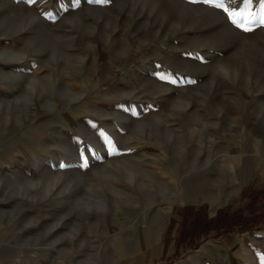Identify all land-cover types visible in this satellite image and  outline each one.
Wrapping results in <instances>:
<instances>
[{
  "label": "rangeland",
  "instance_id": "1",
  "mask_svg": "<svg viewBox=\"0 0 264 264\" xmlns=\"http://www.w3.org/2000/svg\"><path fill=\"white\" fill-rule=\"evenodd\" d=\"M190 206L264 213V27L200 0H0V264H264V217L178 244Z\"/></svg>",
  "mask_w": 264,
  "mask_h": 264
},
{
  "label": "trees",
  "instance_id": "2",
  "mask_svg": "<svg viewBox=\"0 0 264 264\" xmlns=\"http://www.w3.org/2000/svg\"><path fill=\"white\" fill-rule=\"evenodd\" d=\"M245 194L255 201L259 198L260 192L251 188L245 189ZM177 242L178 244L191 245L192 242L201 234L207 233L209 230H246L252 228L261 222L264 213H258L254 216L245 217L239 212L229 211L228 208L220 209L216 214L208 218L204 207H184L179 211ZM258 219V220H257Z\"/></svg>",
  "mask_w": 264,
  "mask_h": 264
},
{
  "label": "snow or ice",
  "instance_id": "3",
  "mask_svg": "<svg viewBox=\"0 0 264 264\" xmlns=\"http://www.w3.org/2000/svg\"><path fill=\"white\" fill-rule=\"evenodd\" d=\"M33 2V0H29ZM89 3L104 5L110 3V0H88ZM190 3H196L197 0H189ZM200 2L214 6L218 10H222L226 14L230 23L238 30L243 32L253 31L257 27H264V0H240L236 7H232L234 0H200ZM255 5V7H250ZM202 59V58H200ZM162 81H167L172 84H177L176 79L171 78L170 74H160L158 77ZM180 83L194 84V80H181ZM103 136V134H102ZM106 145L108 146V154L114 155L116 153L115 147L112 145L107 136H103ZM82 158L83 152H82ZM84 165H82L83 167ZM61 168L64 165L60 166Z\"/></svg>",
  "mask_w": 264,
  "mask_h": 264
}]
</instances>
